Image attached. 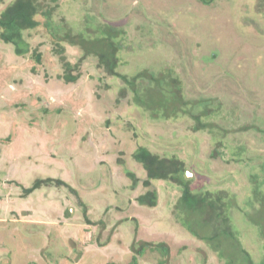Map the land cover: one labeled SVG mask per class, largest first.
<instances>
[{
    "label": "rangeland",
    "instance_id": "1",
    "mask_svg": "<svg viewBox=\"0 0 264 264\" xmlns=\"http://www.w3.org/2000/svg\"><path fill=\"white\" fill-rule=\"evenodd\" d=\"M11 2L0 0V15ZM37 20L24 32L27 55L0 39V264H128L151 242L167 244V256L146 251L139 264H223L180 224L177 187L154 181L158 205L136 201L148 191L133 154L143 147L176 156L192 189L227 192L253 209L247 200L264 180V134L235 131L264 130V0H60L51 18ZM102 25L122 32L113 73L76 44ZM62 49L79 64L76 83L62 79ZM144 71L185 100L177 116L173 107L163 119L135 104L127 79ZM203 100L219 110L213 132L197 130L192 117ZM128 173L140 180L135 188ZM49 178L62 184L23 197ZM231 215L258 262L264 240L240 210ZM195 227L218 230L206 218Z\"/></svg>",
    "mask_w": 264,
    "mask_h": 264
},
{
    "label": "trees",
    "instance_id": "2",
    "mask_svg": "<svg viewBox=\"0 0 264 264\" xmlns=\"http://www.w3.org/2000/svg\"><path fill=\"white\" fill-rule=\"evenodd\" d=\"M198 1L204 5H211L213 3V0ZM59 6L60 0H13L0 15V39L6 44H12L18 56L27 55L29 45L25 42L24 32L36 29L39 26L38 17L51 18L53 12ZM120 32L119 29L110 25L98 26L92 34L91 40L84 38L76 44H79L83 49L85 46L86 49L84 50L87 56L91 54L95 55L98 68L104 72L113 73L117 65L116 52L119 47L117 37ZM92 50L94 51L91 53ZM60 55V61L64 65L62 79L67 84L76 83L81 77L78 72L79 64H70L64 55L63 49ZM39 57L40 55L37 54L35 59L40 61ZM75 73L78 74L76 75ZM138 80H141V82L138 83ZM127 81L130 84L129 86L131 93H133L135 104L143 105L148 110H153L152 113L157 118L164 119L170 116L169 112L172 107V111L176 116L182 111L180 110L183 108H181V105L185 103V100L180 102L181 98H178L179 94L172 92L173 87L170 81H167L165 78L158 77L153 73L149 75L148 71H144L133 79H127ZM152 95H155L157 105H150L153 103L149 100ZM176 103L178 104L177 108L175 107ZM196 106L197 108L194 113L192 111V117L197 122L196 129L207 130L209 132L215 131L218 126L213 122V118L218 115L219 110L213 108V101L203 100L198 102ZM208 117L210 120L202 121L203 118ZM251 130L264 134L263 129L254 125L243 126L235 132H249ZM214 145L217 146L215 147V154H219L220 144L218 145L217 141V143L214 142ZM133 159L142 166L146 173L143 187L148 192L138 196L136 199L141 206L152 208L158 205V193L152 187L154 185L153 182L165 181L171 186L177 187L181 192L178 205L175 207V213L178 214L182 227L193 237L200 239V241H205L213 252L220 255L219 258L224 261L223 264H264V255L257 262L254 260L251 252L245 248L240 239L237 225L231 215V213L240 210L245 222L250 227L256 229L260 238L264 240V188L262 187L264 180L262 182H256V185L249 192L247 201L252 202L253 209L245 211L243 209L244 207L238 205L239 203H237L235 195L231 196L227 192H213L211 190L197 191L192 189L193 180L188 177L186 164L176 156L160 157L147 148L141 147L134 152ZM262 168L264 170V160ZM128 174L133 177L132 180L134 182L132 183V187L135 188L136 185L138 186L140 180L133 173ZM258 176L253 175L251 177L252 181H258ZM53 183L62 184L60 180L50 178L46 180L38 179L31 188H24L23 197H27L33 191L50 186ZM68 214L69 212H67ZM201 218H206L210 222L217 223L216 228L218 230H208V227H203L201 231L200 227H195ZM141 249L142 251L140 250L139 255H133L132 260L128 264H139L140 259L146 251L158 252L162 257L168 254V246L163 242L158 244L152 242L148 244L144 243ZM45 256L48 258L46 253ZM160 264H164V261L162 260Z\"/></svg>",
    "mask_w": 264,
    "mask_h": 264
},
{
    "label": "crops",
    "instance_id": "3",
    "mask_svg": "<svg viewBox=\"0 0 264 264\" xmlns=\"http://www.w3.org/2000/svg\"><path fill=\"white\" fill-rule=\"evenodd\" d=\"M6 44V43H5Z\"/></svg>",
    "mask_w": 264,
    "mask_h": 264
}]
</instances>
